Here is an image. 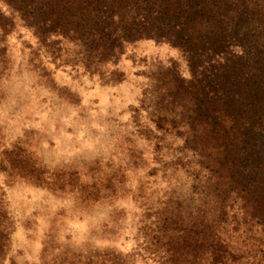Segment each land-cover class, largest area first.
<instances>
[{
  "label": "rangeland",
  "instance_id": "1",
  "mask_svg": "<svg viewBox=\"0 0 264 264\" xmlns=\"http://www.w3.org/2000/svg\"><path fill=\"white\" fill-rule=\"evenodd\" d=\"M12 20L0 32V264H211L193 108L171 96L189 78L183 52L139 40L90 73L73 43L42 46Z\"/></svg>",
  "mask_w": 264,
  "mask_h": 264
},
{
  "label": "trees",
  "instance_id": "2",
  "mask_svg": "<svg viewBox=\"0 0 264 264\" xmlns=\"http://www.w3.org/2000/svg\"><path fill=\"white\" fill-rule=\"evenodd\" d=\"M0 1L10 11H0V32L14 15L42 46L73 43L90 73L139 40L179 48L189 78L174 79L171 96L193 108L190 149L205 162L214 212L199 247L211 264H264V0Z\"/></svg>",
  "mask_w": 264,
  "mask_h": 264
}]
</instances>
